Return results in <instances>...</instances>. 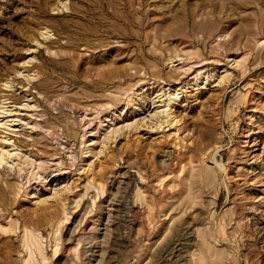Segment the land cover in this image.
Listing matches in <instances>:
<instances>
[{
	"label": "rangeland",
	"instance_id": "obj_1",
	"mask_svg": "<svg viewBox=\"0 0 264 264\" xmlns=\"http://www.w3.org/2000/svg\"><path fill=\"white\" fill-rule=\"evenodd\" d=\"M0 122V264H264V0H0Z\"/></svg>",
	"mask_w": 264,
	"mask_h": 264
},
{
	"label": "bare ground",
	"instance_id": "obj_2",
	"mask_svg": "<svg viewBox=\"0 0 264 264\" xmlns=\"http://www.w3.org/2000/svg\"><path fill=\"white\" fill-rule=\"evenodd\" d=\"M2 139H4V141L8 140L7 138L6 139L2 138ZM2 145L0 146V166H3L5 164H9L10 167L14 166L15 164L14 159L15 157L19 156V152L17 151L16 148H14V145L13 148L10 149H4Z\"/></svg>",
	"mask_w": 264,
	"mask_h": 264
}]
</instances>
